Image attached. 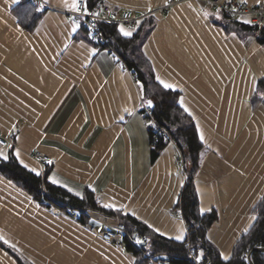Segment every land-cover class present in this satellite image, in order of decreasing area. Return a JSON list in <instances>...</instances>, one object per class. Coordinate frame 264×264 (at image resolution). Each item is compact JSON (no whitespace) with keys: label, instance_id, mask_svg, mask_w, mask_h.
Listing matches in <instances>:
<instances>
[{"label":"crops","instance_id":"1","mask_svg":"<svg viewBox=\"0 0 264 264\" xmlns=\"http://www.w3.org/2000/svg\"><path fill=\"white\" fill-rule=\"evenodd\" d=\"M105 2L133 11L139 21L147 14L155 18L144 53L156 77L184 98L180 106L204 137L207 152L195 176L199 209L218 211L209 239L220 251L233 252L244 229L255 223L253 209L264 194V100H252L264 79V46L254 34L226 31L214 15L205 18L201 9H217L207 0ZM46 3L29 31L12 12L16 4L0 0V134L13 145L7 152L19 149L27 169L47 171L49 182L57 180L52 184L79 197L88 188L98 205L113 204L104 208H119L167 237L183 225L186 238V223L173 208L185 180L173 159L181 155L177 146L169 142L151 163L135 77L115 52L75 38L81 23L63 0ZM73 20L79 25L75 33ZM35 150L53 163L37 162ZM86 215L82 222L78 212L43 205L0 175V235L34 264H137L123 245L88 229L106 228L96 211ZM0 264L17 263L0 247ZM141 264L170 263L157 255Z\"/></svg>","mask_w":264,"mask_h":264},{"label":"trees","instance_id":"2","mask_svg":"<svg viewBox=\"0 0 264 264\" xmlns=\"http://www.w3.org/2000/svg\"><path fill=\"white\" fill-rule=\"evenodd\" d=\"M106 4L105 0H87V7L92 9ZM36 5L30 0H22L21 4L12 8L17 16L19 25L26 30H33L39 23L42 13L35 11ZM155 18L146 15L140 20L139 27L132 37L123 36L120 24H104L99 22L101 35L105 42L94 39L83 24L76 39H84L98 48H108L115 52L125 68L135 77L140 90L142 86L143 101L140 111L143 113V105L147 100L153 101L152 115L155 121L161 125L166 134L160 133L155 137L149 128L150 135V161L154 163L169 142H174L184 160L185 180L173 208L178 209L187 226V236L183 242L161 235L153 228L148 227L144 221L130 214L107 210L97 204L94 192L85 188L81 197L76 196L63 187L52 184L47 180V171L42 175L23 167L16 159L12 150L8 152V160L0 159V175L13 185L23 190L32 199L46 206H57L63 210H71L79 213V219L85 222L87 211H96L103 215H117L119 221L124 224L125 233L122 235L123 246L136 257L137 264L157 255H166L170 264H196L190 259L202 248L205 259L201 264H224L218 257L219 248L209 239L208 232L218 221L219 213L213 208L201 214L199 198L195 187V176L201 167L207 149L200 140L194 119L184 111L178 103L180 94L177 90L164 89L156 79L154 68L144 53V43L155 25ZM226 31L239 35L254 34L259 44L264 46V23L244 24L242 21L231 22L224 15L218 22ZM259 92H264V79L258 82L257 90L252 97L253 103L261 98ZM256 221L250 227L247 234H243L235 243L231 264H250L243 261L244 253L251 252L253 264H264V250L254 249L264 247V194L253 209ZM144 237V244H137V238ZM0 247L10 254L17 264H34L22 252L0 241Z\"/></svg>","mask_w":264,"mask_h":264},{"label":"built area","instance_id":"3","mask_svg":"<svg viewBox=\"0 0 264 264\" xmlns=\"http://www.w3.org/2000/svg\"><path fill=\"white\" fill-rule=\"evenodd\" d=\"M30 1H32L36 6L44 5L45 8L49 6L44 0ZM207 2L211 3L216 8H220L223 15L231 22L238 21L242 16H248L251 20L254 21L253 24L262 26V24L264 23V3H261L259 5H244L237 0H207ZM233 8L236 9L235 12L232 11ZM67 13L74 16L81 24H83L90 35L94 36L95 40L99 39L103 42H105V40L101 35L98 25L99 22L107 25L114 23L133 25L136 23V21H139V18L135 13H133V11H118L108 4L89 9L88 13H78L75 11H67ZM92 13H99V15H93ZM142 115L148 127L152 130L154 137L160 133H167L166 130L153 118L151 107H149L148 105H143ZM7 142V139L0 134V148L4 147ZM32 156L39 163L47 162L50 160V157L40 150H35L32 153ZM173 159L177 167L184 172L185 164L182 156L174 155ZM97 217L101 222L105 224L106 228L98 231L94 225L89 224L87 225L88 229L91 232L99 235L104 241L116 242L119 245H123L121 240L122 235L125 233L124 224L119 220H111L109 218H106L105 216L100 215L98 212ZM139 239L145 241L144 237H140ZM190 259L195 260V257L192 253L190 254Z\"/></svg>","mask_w":264,"mask_h":264},{"label":"snow or ice","instance_id":"4","mask_svg":"<svg viewBox=\"0 0 264 264\" xmlns=\"http://www.w3.org/2000/svg\"><path fill=\"white\" fill-rule=\"evenodd\" d=\"M22 0H12V3L13 4H16V5H19L21 4ZM45 2H47V0H45ZM242 3H246L247 0H241ZM256 4H261V3H264V0H255ZM63 4L65 7L67 8H70L71 10L75 11V12H78V13H88L89 12V8L87 7V0H71V3H69V0H63ZM191 6V5H189ZM46 10V8L44 7V5H40V6H36L35 7V11L36 12H44ZM149 11H151V7H149ZM202 13H203V16L205 18H208L210 16H213L215 17V19L219 20V19H222V16L220 15V12H221V9L220 8H217L215 13H210L204 9H201ZM233 12L236 11L235 8L232 9ZM93 15H99V13H92ZM242 22L244 24H253L254 21L251 20V19H242ZM73 27L71 29V31L73 33H75L77 31V29L79 28V25L75 22V20H73ZM139 24H140V21H136V26L139 27ZM119 31L120 33L125 36V37H132L133 36V33L136 31V28H132L131 30H128L126 29L123 25H121L119 27ZM96 53V49H92V54L94 55ZM121 67H123L121 65ZM157 81L159 82V84L166 90L168 89H174V85L172 83H169L163 79L160 78V76H157L156 77ZM139 83V82H137ZM254 91H256L254 89ZM258 95L260 96V98L262 100H264V92H259ZM140 99L143 101V94H142V86H141V96H140ZM38 102V101H37ZM147 105L149 107H152L153 106V101L152 100H147L146 101ZM178 103L183 107L184 106V98L181 97L178 101ZM125 111H129L127 108L125 109ZM184 111L185 112H188V109L185 107L184 108ZM189 115H191V113L189 112ZM201 140L204 139L203 135H201ZM16 139H19V137H16ZM13 148V145L11 144H6L4 145V148L3 149H0V159L2 160H8L9 156H8V152H7V149H12ZM14 154H15V157L17 160H19V162L23 165L24 168H29L28 164L24 163V161L21 159L20 157V150L19 149H14ZM49 164H52L53 161L52 160H49L48 161ZM30 171L34 172L36 175H40V172L36 169V168H31L29 169ZM179 171V170H178ZM52 180V183H57V180L55 178H50ZM69 191H72V189H68ZM76 195H81L79 192L76 193ZM104 207H112V208H115V205L113 204H105ZM117 211H119L120 209L117 208L116 209ZM206 211V209L204 208H201L200 209V212L201 214H203L204 212ZM251 219L253 221H255L256 217L253 216L251 217ZM145 224H148L147 221H144ZM148 227L150 228H153V226L151 224H148ZM250 227L251 225L249 226V228H245L244 229V232L245 234L248 233V231L250 230ZM154 231H157L159 232L160 230L159 229H155L153 228ZM186 230L183 228V225H181V230H180V233L175 235L174 237H170V238H173L177 241H181L183 242L185 240V236H184V232ZM165 233H161V235H164ZM210 238V237H209ZM0 241H3L4 244H7L9 247L13 248L15 251L19 252V248H17L16 244L12 243L11 241H9L8 239H6L4 236L0 235ZM136 243L137 244H143L144 241L143 240H140L139 238H137L136 240ZM234 255H238V253H235V252H225V251H219L218 252V257L221 261L224 262V264H231L232 260H233V256ZM205 259V252L204 250L201 248L199 253L195 256V261H196V264H201V262ZM243 261L247 262L248 261V254L245 252L243 257H242Z\"/></svg>","mask_w":264,"mask_h":264},{"label":"rangeland","instance_id":"5","mask_svg":"<svg viewBox=\"0 0 264 264\" xmlns=\"http://www.w3.org/2000/svg\"><path fill=\"white\" fill-rule=\"evenodd\" d=\"M147 15H149V14H147ZM146 16V15H145ZM121 25H123L126 29H128V30H131L132 28H136V23H135V25L133 24V25H127V24H120V26Z\"/></svg>","mask_w":264,"mask_h":264},{"label":"water","instance_id":"6","mask_svg":"<svg viewBox=\"0 0 264 264\" xmlns=\"http://www.w3.org/2000/svg\"><path fill=\"white\" fill-rule=\"evenodd\" d=\"M143 244H144V243H143ZM254 249H257V250H264V247H255ZM250 255H251V252L248 253V261H249L250 264H253L252 261H251V257H250Z\"/></svg>","mask_w":264,"mask_h":264}]
</instances>
